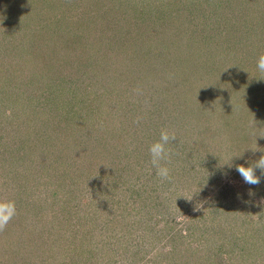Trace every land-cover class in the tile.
Masks as SVG:
<instances>
[{
  "label": "rangeland",
  "instance_id": "rangeland-1",
  "mask_svg": "<svg viewBox=\"0 0 264 264\" xmlns=\"http://www.w3.org/2000/svg\"><path fill=\"white\" fill-rule=\"evenodd\" d=\"M97 1L99 13L96 0L67 11V30L87 42L62 70L83 73L76 97L86 110L73 98L66 107L91 108L80 119L57 108V80L12 72L17 46L29 52L40 26L21 17L46 0H0V200L17 208L0 232V264H264V176L249 185L236 170L264 144V0H134L125 24L124 0ZM106 20L102 48L87 33ZM15 100L32 105L21 112ZM162 129L176 136L164 181L149 154ZM117 202L126 211L114 220ZM74 214L86 254L42 246L38 237ZM20 222L32 231L15 238Z\"/></svg>",
  "mask_w": 264,
  "mask_h": 264
},
{
  "label": "trees",
  "instance_id": "trees-1",
  "mask_svg": "<svg viewBox=\"0 0 264 264\" xmlns=\"http://www.w3.org/2000/svg\"><path fill=\"white\" fill-rule=\"evenodd\" d=\"M89 1L90 0H46L45 5H49L47 9L40 8V11L38 10L36 12H31V13L29 12V10H26V12H24V15H22L21 19L31 20L35 23L40 24V26L34 28L31 31L34 32V34H31L30 43L27 45L29 46V48H31L30 51L26 52L25 50L26 47L20 44L17 46L18 54L10 58V65L13 66L12 72L15 75H20V77L18 76L19 78H17V80L18 79L21 80L22 77L23 78L28 77L31 82L32 81L41 82L42 84H51V86L54 85L52 81L57 80L59 82V85L57 86L55 85L56 87H58L57 90L55 91L57 95L54 91H52L56 95L55 98L57 100L62 101V103L58 105L57 108L58 109L60 108V110L64 109L66 117H69V115H71V116H76L75 118L80 117V119H85L83 118V115L89 114V112H93L91 108H87L88 112L85 111L83 113L81 112L78 113L76 112V110L66 111V107L67 105H70L69 107L70 109L76 108V105L74 103H70L69 101V99L73 98L74 102L79 101L80 103H82V108H84L83 100H82L83 97H81V99H77L76 97V94H78L76 86L79 83L83 73H81V71H77L76 75H78L79 78L75 79L70 75V73L65 74L64 72H62V70L64 67L68 68L69 70L72 69L73 67L69 66L70 62H68V58L73 57L72 55L75 50L83 51L80 49L85 48L87 45V42L84 41L83 39V37H85L83 36L84 35L83 32H80L81 34H79V32L73 30L69 31L70 25H68V21L70 20V22L73 23L74 20H72L71 14L67 15V11H69L70 6H74L75 10H79L81 6L86 5ZM131 1L133 3L134 0H124L126 4L121 3L124 4L125 7L120 9L121 13L117 23L125 24L129 22L128 18L132 13V10H130ZM54 3H57V5L52 6ZM115 5H116L115 3H109V4L106 3L105 8L109 7L113 9L115 8ZM101 6L102 3L96 0V5H94L93 7L94 9L97 10V11L95 10L96 13L97 12L99 13L101 11L102 9ZM50 8H54V10H50ZM62 8H64L65 10ZM96 27H93L94 31L92 32L89 31L87 35L90 36L92 34L89 38H91L98 47L99 46H101L102 48H106L107 46L109 47L111 45V41L107 39V37L109 36L108 31L113 26L108 25V20H106L104 24L100 26L97 25ZM88 28L91 29V27L89 26ZM98 33L100 36H97ZM25 52L27 53L26 56H25ZM75 63H77V61H75L74 59V61L71 63V66H73ZM94 73L96 76V71H94ZM48 100L49 99H44V101L39 103L38 106H43L42 103H45V101ZM19 101L20 100L17 101L15 100L14 103L17 104L18 107L17 109H19L21 112L26 111V108L28 110L30 109L32 104L29 101L26 102H19ZM257 102L261 104L262 102L264 103V101L260 99H258ZM38 108L37 109L33 108L32 110L39 111ZM263 109H264V105L263 108L258 111V115L260 117L257 116V118L259 122L264 123ZM250 129H252V127ZM241 134L242 133H236V135H234L233 140L234 139L236 141L239 140V138L237 137H239ZM243 134L247 136L248 133L243 132ZM72 146H73L72 149L75 148L81 149L77 144H74ZM58 149L60 148H57V150ZM256 150L258 151L257 158L259 160L260 157L264 155V144H262V146L259 147L258 149H254L253 151H251V153L253 152L252 154H255ZM97 155H100L98 162L102 159V157L105 156L104 152H102V154L100 153ZM68 164L73 166L74 162H68ZM74 171L76 172V170ZM257 171L259 172V174H261L260 169H256V173ZM115 207H116L115 209L111 210L112 215L114 216V220L117 215L124 217L123 215L126 209H121L122 207H124V205L120 204V202H117L115 204ZM75 210L77 211V209ZM75 216L77 215L75 214L72 216L64 215V218L60 221V223H58V226L53 228L50 233H47L46 238L43 239L41 236L38 237L39 240H42L41 243L42 246L49 247V249L56 251L57 250L65 251L66 254H68L71 250L77 251L78 255L86 254V251L88 249L84 248L85 246L84 243L82 242L83 238L85 237L80 233V231H78L75 225L74 226L72 225V220H73L72 218H74ZM58 221L59 220H56V222ZM26 223L27 222L22 224L20 222L18 223V229H13V231L15 232V238L16 236H20L22 231H25V233L27 232L29 236V232L32 231V228L29 224ZM12 224H10L9 227L10 231H12L11 230ZM7 234L8 232L4 233V236H7ZM43 234L45 233L43 232ZM7 238L9 239L10 237L7 236ZM106 254L107 253H105V255ZM106 257L108 258V256Z\"/></svg>",
  "mask_w": 264,
  "mask_h": 264
},
{
  "label": "clouds",
  "instance_id": "clouds-1",
  "mask_svg": "<svg viewBox=\"0 0 264 264\" xmlns=\"http://www.w3.org/2000/svg\"><path fill=\"white\" fill-rule=\"evenodd\" d=\"M256 66L260 73H264V55H260L258 57ZM175 139L176 136L174 132L162 129L159 140L149 146V154L151 157L150 162L156 169V175L161 179V181L170 179V170L169 168L163 166L161 161L170 160V151L166 148V146ZM229 166L231 165L229 164ZM256 169H260L261 176H264V155L247 167L243 165H236L237 172L240 174L243 181L249 185H258L261 182V177L256 175ZM16 215L17 208L14 200H0V232L5 230L8 223Z\"/></svg>",
  "mask_w": 264,
  "mask_h": 264
}]
</instances>
